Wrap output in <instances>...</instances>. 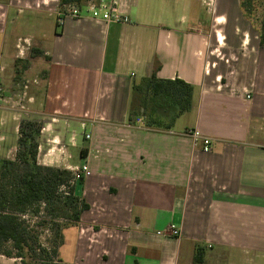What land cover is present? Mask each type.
Masks as SVG:
<instances>
[{
    "label": "crops",
    "instance_id": "0c3cea01",
    "mask_svg": "<svg viewBox=\"0 0 264 264\" xmlns=\"http://www.w3.org/2000/svg\"><path fill=\"white\" fill-rule=\"evenodd\" d=\"M119 11L127 22H59V0H0V158L15 160L28 120L41 125L39 165L73 172L87 159L75 194L89 209L64 230L66 264H264L259 29L241 0H119ZM153 73L193 87L169 129L130 122L133 85Z\"/></svg>",
    "mask_w": 264,
    "mask_h": 264
},
{
    "label": "trees",
    "instance_id": "16d2710c",
    "mask_svg": "<svg viewBox=\"0 0 264 264\" xmlns=\"http://www.w3.org/2000/svg\"><path fill=\"white\" fill-rule=\"evenodd\" d=\"M90 0H59V12L65 13L71 6H84ZM262 4L263 13L259 22L253 19V12ZM244 16L259 29L260 44L264 47V0H241ZM36 54L38 51H34ZM146 93L151 97L138 111L130 109V122L139 117L150 128L169 129L175 119L189 111L192 105L193 87L180 79H158L153 73L148 79L133 85L135 94ZM155 101H158L157 103ZM150 107V109H148ZM41 125L23 120L20 124V137L14 161L0 158V253L5 243H12L16 255L24 259L35 255L32 236L34 231L25 225L20 216L35 204L63 206L72 212V225H77L82 212L89 209L88 204L75 194L71 184L73 173L37 163ZM65 190V191H64ZM199 252V250H198ZM6 255H11L7 251ZM196 260L198 255L195 257Z\"/></svg>",
    "mask_w": 264,
    "mask_h": 264
},
{
    "label": "rangeland",
    "instance_id": "374dc122",
    "mask_svg": "<svg viewBox=\"0 0 264 264\" xmlns=\"http://www.w3.org/2000/svg\"><path fill=\"white\" fill-rule=\"evenodd\" d=\"M210 7L211 6L205 7L204 10H202L205 20L211 18L212 13ZM86 12L87 10L84 11V13ZM262 13L263 6L260 2L253 12V19L255 22H259ZM147 96L146 93L139 92V95L135 94L134 104L138 107L137 111L141 109L146 101L151 99L150 96H148V98ZM146 98L147 100L145 101ZM155 102L157 103L158 101ZM148 109H150V107ZM20 217L25 222V225L34 231V233L31 234H33L32 243L35 247V255H26L24 259H21L16 255L12 243H5L0 253V264H66L61 258L60 248L64 241V230L73 223L72 212L68 211V208H64L63 206L53 208L50 205L35 204ZM7 251L11 252V255H6L5 253Z\"/></svg>",
    "mask_w": 264,
    "mask_h": 264
},
{
    "label": "built area",
    "instance_id": "2783aa9c",
    "mask_svg": "<svg viewBox=\"0 0 264 264\" xmlns=\"http://www.w3.org/2000/svg\"><path fill=\"white\" fill-rule=\"evenodd\" d=\"M84 9L87 10L86 13H88L93 19L107 23L127 22L128 20L126 17H123L119 11V0H90L84 6H71L67 8L65 13H60L59 22L66 16L80 18L85 11ZM133 123L144 124L143 119L141 118H137ZM186 134L192 138L195 147H200L204 152L210 151L212 141L208 137L202 136L197 131H188ZM86 138L89 139L90 135H86ZM72 173L73 179L71 184L73 185L90 176L91 171L87 159L84 158L82 165L76 168ZM170 232L175 237L180 235L179 231L175 228H172Z\"/></svg>",
    "mask_w": 264,
    "mask_h": 264
}]
</instances>
